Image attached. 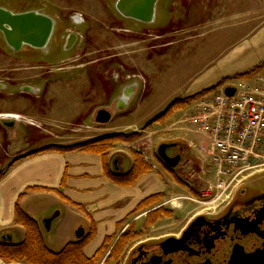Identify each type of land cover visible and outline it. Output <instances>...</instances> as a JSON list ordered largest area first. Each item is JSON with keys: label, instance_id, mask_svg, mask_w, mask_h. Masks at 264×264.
Here are the masks:
<instances>
[{"label": "crops", "instance_id": "crops-1", "mask_svg": "<svg viewBox=\"0 0 264 264\" xmlns=\"http://www.w3.org/2000/svg\"><path fill=\"white\" fill-rule=\"evenodd\" d=\"M196 1L194 7L184 3L186 17L195 19L194 23L188 19L186 25L202 27L197 33L210 37V52L221 39L223 42L231 38L233 42L200 69L193 81L194 85L192 83L190 97L215 88L218 91L240 81L248 84L264 83V0ZM226 9L227 16L224 13ZM236 9H242L243 15L236 16ZM257 9L259 12L256 16L262 19L259 21L261 26L250 35L239 37L242 28L236 25L257 22L253 21V10ZM225 22H228V28H225ZM202 39L196 38V43L186 48V57L192 55L188 52L195 50V56L204 61V56L210 53H207V44ZM11 55L6 57L9 59L8 64L3 68H16L17 71L13 72L18 74V79L15 83L7 80L0 83V241L16 245L24 242L25 229L16 222L19 208L39 224L45 245L50 251L58 253L69 243L79 242L93 232V238L84 248V256L96 258V264H116L108 259V255L121 233L141 219H146L147 214L151 213L149 209L155 205L141 211H138L139 208L156 196L160 198L158 209L166 208L167 197L171 194L184 196L186 187L165 169L160 170L150 157H145L150 171L141 175L133 186L114 183L105 167L108 166L115 173L114 161L117 159L119 174L128 173L134 162L127 149L109 151L106 162L101 155L86 151L32 155L46 147L59 145L48 144L40 139L30 120L85 124L83 119L89 116L88 129H91L90 132L96 131L92 129L93 126L100 125L94 122L95 114L105 107L113 108V117L119 114L120 111H116L117 101L128 86H118L117 91L121 88L119 96L111 104L105 101L91 107L92 100H76L77 92L70 83L60 84L52 79L41 83L27 80L24 78L26 72L18 70L20 66L9 64L15 58ZM255 69H259L256 74L240 78ZM9 116L14 119L6 121H13L14 127H6V121L2 120L11 118ZM165 129L173 131L168 137L174 147L178 145L173 143L181 142L188 146L195 159L204 162L208 158L211 145L209 137L197 132V128L185 119L173 118ZM51 218L54 220L48 230L44 222ZM0 264L26 263H7L0 259Z\"/></svg>", "mask_w": 264, "mask_h": 264}, {"label": "rangeland", "instance_id": "rangeland-1", "mask_svg": "<svg viewBox=\"0 0 264 264\" xmlns=\"http://www.w3.org/2000/svg\"><path fill=\"white\" fill-rule=\"evenodd\" d=\"M0 2L13 11L38 7L42 12L53 16L59 24L65 25L68 32H78L81 35V42L77 50L78 55L83 57L80 63H83L85 59L86 63H90L92 71L98 66L105 68L103 76L106 75L107 80L102 77V81L105 80V86L102 87V84H99L98 80L95 79L96 84L100 87L97 86L98 90L104 92L107 88L109 94L115 88L114 85L120 87L129 77H134L135 83H141L131 105L115 115L109 124L93 126L92 129L96 131L90 132L91 129L88 130V126L82 128L78 123H61L57 122L58 120H45L44 122L30 120V123L37 126L34 128L40 139L49 142L48 144L67 147L94 140L98 135L102 137L122 135L132 139V141L113 143L110 146V151L127 149L133 158V162L134 153L139 152L144 160L145 157L154 160L160 170L164 168L156 161L155 150L160 144L172 145L168 136L173 131H167L166 125L171 123L173 118L184 119L191 112L194 103L187 100L195 97H190L189 92L194 85L193 81L197 73L209 61H212L216 54L222 52L233 42L231 38L223 42L221 39L215 44L211 53L209 47L212 44L208 42L210 37L202 36L200 33L201 37L194 24L183 25L186 18V4L194 7L196 0H161V5H158L157 22L153 25L132 24L131 20H123L113 6L114 0H0ZM191 10L189 9V11ZM257 12H259L258 9L253 10L255 14L253 21L257 22H253L251 25H236L237 28H242V34H239V37L250 35L249 33H253L261 26L259 21L262 19L257 18ZM224 13L227 16L228 10L226 9ZM231 13L232 10H230V16H232ZM235 13L236 16L243 15V10L236 9ZM78 15L85 20V24L77 27L73 24V17ZM189 19H192L193 23L195 22V19L190 17ZM225 23V28H228V22ZM220 28L221 31L223 26L221 25ZM198 37L204 38L202 40L207 44L206 51L210 53L208 56H204V61L195 56V50L188 52L192 55L185 56L188 50L186 48L195 44V39ZM51 49L55 48L51 47ZM52 54L56 56L58 52H52ZM9 58L12 57L9 56ZM7 60L9 59L6 57H0V70H3V66L8 64ZM19 63L22 62L15 58L9 61V64L18 65ZM27 65L34 66L32 64ZM1 74L3 73L0 72ZM57 74L65 77L64 80L67 79L68 82L79 83V71L72 70ZM97 74L94 73V76ZM43 77H46V74ZM115 77H118V80H115ZM0 80L6 79L1 76ZM211 90V93L217 91L216 88ZM60 95L62 96V94ZM78 98L79 95H76V100ZM178 100L187 102L183 109L174 112L170 117L171 119L155 122L158 116ZM105 101V99L92 100L91 107L94 104L105 103ZM87 123H89V117L86 118L85 124L88 125ZM35 138L33 137V139ZM173 144L178 145L175 152L182 151V156L185 157L178 170L174 172L185 182L180 183L176 179L175 181L185 186L187 193L184 196L171 194L167 197V203L164 207L171 211L172 216L154 223L156 225L175 224L184 226L187 224L194 216L203 211L205 206L196 201L204 199L205 190L209 185H213L216 179L217 165L210 154L203 162V160L195 159V155L189 152L186 144L181 142ZM175 152H170V154ZM245 174L250 175L253 181L258 180L264 185V170L249 171ZM193 180H197L198 184H194ZM239 186L240 184L234 183L233 192ZM179 197L183 198L179 199ZM158 208L159 205L156 204L149 211L152 212ZM146 219H141L128 229V234L132 237L127 245L128 251L135 248V225H147Z\"/></svg>", "mask_w": 264, "mask_h": 264}, {"label": "flooded vegetation", "instance_id": "flooded-vegetation-1", "mask_svg": "<svg viewBox=\"0 0 264 264\" xmlns=\"http://www.w3.org/2000/svg\"><path fill=\"white\" fill-rule=\"evenodd\" d=\"M116 2L117 0L113 2L114 8ZM0 7L16 14L27 12L45 14L53 18L55 22L52 38L45 49H36L25 45L21 50L15 51L7 45L3 34L0 32V56L7 57L12 54L11 56L15 57L16 60L19 59L22 63L18 64L20 66L18 70L26 72L27 75H24V78L27 80L33 83H41L47 79H52V81L60 84L70 83L79 98L85 102L105 99L107 104H111L118 98L121 88L135 86V78L129 77L119 91H117L119 88L116 85L113 86L115 88L109 94L105 89L104 92L98 90L97 80L99 84H102V87L106 84L105 80L102 81V77L105 78L106 76H103L105 68L98 66L92 71L90 63H86L85 59L83 63H80L83 57L78 55L77 47L81 42V35L78 32H68L65 25L59 24L53 16L42 12L38 7L13 11L1 2ZM188 19L189 17L184 19L183 25L186 26ZM123 20L128 19L123 18ZM131 22L133 21L131 20ZM73 24L78 27L84 25L85 20L78 15L73 17ZM197 27L196 31L202 29L201 26ZM72 34L76 36L77 40L68 49ZM51 47L55 49H51ZM52 52H58V54L54 56ZM72 70L79 71V83L68 82L67 79L64 80L65 77L57 74ZM13 71H17V69L5 68L0 70L3 73L0 77L3 76L7 81H14L13 83H15L18 74ZM94 73L98 74L94 76ZM45 74L46 77H43ZM114 79L118 80V77ZM6 80H0V83ZM140 86L141 83L139 88ZM134 100L135 94L131 102ZM101 109L109 110L114 116L113 108ZM87 117L89 116L83 120L86 121ZM79 126L84 128L88 125L80 123ZM161 145L163 144L158 145L155 150L156 161L167 172L178 178L180 182H185L181 177L174 174L182 162L183 152H175L176 147L174 146L162 148L159 151ZM170 152L175 153L170 154ZM177 158L182 159L176 167H173ZM193 183L198 184L197 180H193ZM238 184L240 186L232 193L229 202L221 204L212 213H207L204 210L199 212L184 226L175 224L168 226L135 225V248L127 254L128 249L126 247L121 258L116 261L110 255L122 236H130L128 229H125L111 249L108 259L116 262V264H121V262L123 264H264V185L258 180L253 181L251 177L243 179Z\"/></svg>", "mask_w": 264, "mask_h": 264}, {"label": "built area", "instance_id": "built-area-1", "mask_svg": "<svg viewBox=\"0 0 264 264\" xmlns=\"http://www.w3.org/2000/svg\"><path fill=\"white\" fill-rule=\"evenodd\" d=\"M231 87L233 97L225 90L204 96L184 118L209 137L217 165L215 183L196 201L207 213L229 202L233 184L250 177L246 172L264 170V83L240 81Z\"/></svg>", "mask_w": 264, "mask_h": 264}, {"label": "trees", "instance_id": "trees-1", "mask_svg": "<svg viewBox=\"0 0 264 264\" xmlns=\"http://www.w3.org/2000/svg\"><path fill=\"white\" fill-rule=\"evenodd\" d=\"M259 69H255L250 73L240 76V78H248L253 74H256ZM210 91H205L194 98L187 100L191 102L198 99ZM187 102L182 100L175 101L163 114L158 116L155 122L168 119L172 114L185 107ZM136 140V137H135ZM132 139L125 138L122 135H113L94 139L85 143H81L75 146H49L42 150L32 153L38 154L42 152H59L66 153L72 151H86L97 153L102 156L106 162L109 157V151L111 145L118 142H130ZM108 177L116 184L123 186H133L139 177L150 171L149 166L143 159V156L139 152L134 153V164L131 170L126 174H116L108 166L105 167ZM159 197L156 196L147 202H145L138 211L144 208L153 207L159 202ZM172 213L167 208H161L153 211L147 216V225H153L161 221L164 218H170ZM16 222L23 226L26 232L24 242L21 244H11L0 241V259L7 263H26V264H96L97 259H88L84 256V248L93 238L94 233L88 234L83 240L79 242H73L66 245L60 252L54 253L50 251L45 245L44 238L42 236L39 224L31 218L28 214L21 209L16 211ZM132 237L124 235L115 245L110 257L118 261L123 255L128 242Z\"/></svg>", "mask_w": 264, "mask_h": 264}, {"label": "water", "instance_id": "water-1", "mask_svg": "<svg viewBox=\"0 0 264 264\" xmlns=\"http://www.w3.org/2000/svg\"><path fill=\"white\" fill-rule=\"evenodd\" d=\"M160 0H117L115 8L116 11L125 19L135 21L143 25H153L157 20L158 4ZM55 28L53 18L37 13H13L7 9L0 7V32L3 34L7 45L15 51L21 50L23 46H30L36 49L47 48ZM77 38L74 34L69 39V48L76 42ZM138 84L129 86L124 90L122 96L117 101L116 111H124L127 109L129 103L136 93ZM236 90L234 88H227L225 93L228 97H233ZM113 118L112 113L107 109H100L96 113L95 122L99 125H107ZM13 121H6V127H13ZM171 145L163 144L159 147L168 148ZM164 149V150H165ZM176 167L181 158H177ZM119 160L114 161V171L119 174L118 167ZM54 219H48L44 222V226L49 230L51 223ZM81 235L83 232L81 230Z\"/></svg>", "mask_w": 264, "mask_h": 264}]
</instances>
